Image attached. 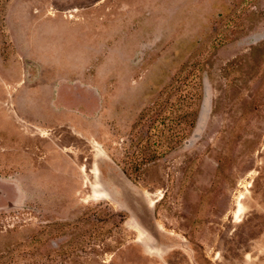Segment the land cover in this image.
<instances>
[{
    "label": "rangeland",
    "instance_id": "rangeland-1",
    "mask_svg": "<svg viewBox=\"0 0 264 264\" xmlns=\"http://www.w3.org/2000/svg\"><path fill=\"white\" fill-rule=\"evenodd\" d=\"M0 264H264V0H0Z\"/></svg>",
    "mask_w": 264,
    "mask_h": 264
},
{
    "label": "bare ground",
    "instance_id": "bare-ground-1",
    "mask_svg": "<svg viewBox=\"0 0 264 264\" xmlns=\"http://www.w3.org/2000/svg\"><path fill=\"white\" fill-rule=\"evenodd\" d=\"M123 194H124L126 201L129 203V205L133 207V210L135 212L146 211L141 200L136 195H134L130 190H128L126 187H124L123 189Z\"/></svg>",
    "mask_w": 264,
    "mask_h": 264
},
{
    "label": "trees",
    "instance_id": "trees-1",
    "mask_svg": "<svg viewBox=\"0 0 264 264\" xmlns=\"http://www.w3.org/2000/svg\"><path fill=\"white\" fill-rule=\"evenodd\" d=\"M193 112H194V110H191V112L188 111V115L192 114ZM187 122L192 124L193 123V119H187ZM175 135H177L178 137H182V136L185 135V133L179 130L178 132H175Z\"/></svg>",
    "mask_w": 264,
    "mask_h": 264
}]
</instances>
